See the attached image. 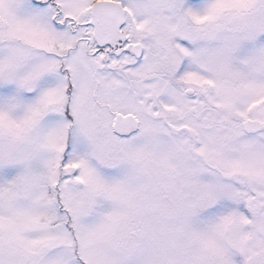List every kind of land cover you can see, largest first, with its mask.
<instances>
[{
	"label": "snow or ice",
	"instance_id": "obj_1",
	"mask_svg": "<svg viewBox=\"0 0 264 264\" xmlns=\"http://www.w3.org/2000/svg\"><path fill=\"white\" fill-rule=\"evenodd\" d=\"M0 264H264V0H0Z\"/></svg>",
	"mask_w": 264,
	"mask_h": 264
}]
</instances>
